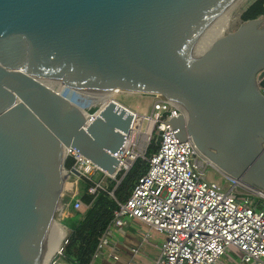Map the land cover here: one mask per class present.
Masks as SVG:
<instances>
[{
  "label": "water",
  "instance_id": "95a60500",
  "mask_svg": "<svg viewBox=\"0 0 264 264\" xmlns=\"http://www.w3.org/2000/svg\"><path fill=\"white\" fill-rule=\"evenodd\" d=\"M244 1L0 0V264L45 263L69 146L115 172L133 113L110 99L84 126L115 90L182 103L180 138L214 146L264 193V148L250 133L264 129V14L196 56Z\"/></svg>",
  "mask_w": 264,
  "mask_h": 264
},
{
  "label": "built area",
  "instance_id": "2783aa9c",
  "mask_svg": "<svg viewBox=\"0 0 264 264\" xmlns=\"http://www.w3.org/2000/svg\"><path fill=\"white\" fill-rule=\"evenodd\" d=\"M260 73L263 75L258 78ZM262 81L264 68L256 74L258 89L264 95ZM125 108L133 113L134 120L125 134L124 146L115 154L119 162L113 174L102 170L71 146L64 157V165L67 160L72 162L69 167L65 165V170L69 172L68 181L73 184L67 189L69 198L63 201L62 217L85 206L78 197L81 179L91 181L89 192L96 194L108 185L104 177L114 180L117 187L138 159L148 162L147 171L138 178L126 199H117L114 190L110 192L117 207L112 222L99 239L91 264L110 245L113 228L122 229L130 218L148 227L144 240L151 236L152 230L165 235L153 264H217L231 250L239 252L244 263L264 264V207L240 179L228 176L223 183L206 177L201 164L204 154L191 135L180 138L179 129L171 123L172 118L179 116L188 120L185 106L156 93L151 115ZM94 118L95 112L84 126ZM150 119L153 124L146 132ZM151 140L158 143V147L147 157ZM97 172L104 174L99 181L94 179ZM257 192L264 196L263 192ZM67 240L68 237L48 264H55L57 258L62 257ZM131 251L137 254L139 247ZM110 255L118 260L117 248L112 247Z\"/></svg>",
  "mask_w": 264,
  "mask_h": 264
},
{
  "label": "trees",
  "instance_id": "16d2710c",
  "mask_svg": "<svg viewBox=\"0 0 264 264\" xmlns=\"http://www.w3.org/2000/svg\"><path fill=\"white\" fill-rule=\"evenodd\" d=\"M264 14V0H254L241 14L243 21L252 20ZM95 109H91L94 112ZM158 147V143L151 140L147 149V157H150ZM71 160L65 165L69 167ZM148 162L142 158L138 159L131 170L125 175L121 183L115 187L116 182L109 179L106 189H101L96 194L89 192L92 182L87 179L79 181L78 197L85 205L83 212L72 210L71 218L79 216L77 223L71 226L68 240L63 246L62 259L72 264H91L93 254L99 239L113 220L114 210L117 203L110 193L114 190L117 199H126L129 196L138 178L147 171Z\"/></svg>",
  "mask_w": 264,
  "mask_h": 264
},
{
  "label": "rangeland",
  "instance_id": "374dc122",
  "mask_svg": "<svg viewBox=\"0 0 264 264\" xmlns=\"http://www.w3.org/2000/svg\"><path fill=\"white\" fill-rule=\"evenodd\" d=\"M253 1L254 0L244 1L241 4V6H239L234 11V14H233L234 16H233L232 20L230 21L228 27L224 31V36L228 35L229 33L236 32L244 24V21L241 19V14ZM258 27L264 28V24H260ZM154 98H155V94L139 93V92H127V91L121 90L117 93H114L113 95H109L104 100V102L94 112H96L98 109H100L110 99L111 100L114 99V100L118 101L121 105L129 108L130 110H134V111L140 112L142 114L146 113L147 115H151V113H152V102H153ZM146 124H147V121L144 122V125H146ZM263 131H264V129L259 128V127L250 128V133H252L251 135H253L255 137L254 138L255 141L259 140V145L261 148H264V133H263ZM201 151L205 156V157L203 156V160H201V164L203 165V169L205 170V175L208 179L218 180V181H222L223 183H226V177H228V176L235 177V176H232V174H230V172L226 171L223 168H220L215 163V159L224 162L228 167L231 168V170L233 172H235V175H236L235 178H239V175L241 174L240 170L236 166L231 164V162L229 160H227L226 158L221 156L219 151L214 146L209 145V144H205V148ZM103 176H104V174L102 172H97L94 176V179L96 181H99L103 178ZM73 178L74 177H72L71 180ZM109 179L110 178H108V177H104V183L109 184V182H110ZM68 183L70 184L71 182L68 181ZM72 184L73 183H71V185ZM243 185H245L247 187L246 184L243 183ZM248 191L253 193L255 198L260 202L261 206L264 207V196H259L257 190H255L251 187H249ZM68 198L69 197H68V193H67L64 200H68ZM84 209H85V207H81L80 212H83ZM70 214H72V213H70ZM79 219H80L79 216H75L73 218H71V217L68 218L66 216L62 217L61 214H59L57 221H59L63 225H65L68 228V230H69L68 232L70 234L71 226L73 224L77 223ZM129 221H128V225L126 224L125 229H128L132 232H139L142 230V232H141L142 234L149 230L148 227H146V226H142L139 228L140 225L137 223V221L135 219L130 218ZM138 228H139V231H137ZM151 235H152V238L149 240V242H154V243H157L158 245H161L162 241L165 239L164 234L158 233L154 230L151 231ZM155 252L156 253L158 252V249L156 247H155ZM217 264H231L229 262L227 254L223 255ZM238 264H247V263L239 261Z\"/></svg>",
  "mask_w": 264,
  "mask_h": 264
},
{
  "label": "crops",
  "instance_id": "0c3cea01",
  "mask_svg": "<svg viewBox=\"0 0 264 264\" xmlns=\"http://www.w3.org/2000/svg\"><path fill=\"white\" fill-rule=\"evenodd\" d=\"M72 214H68L66 217H71ZM127 220V225L128 221ZM136 220V219H135ZM137 223L142 226H146L139 220H136ZM130 222V221H129ZM147 227V226H146ZM139 228L137 231H139ZM139 232H132L123 227L122 229L113 228L110 234V245L103 250V253L99 258H97L92 264H153L156 258L160 254V245L154 242H149L152 238V235L144 240L143 234ZM112 247L117 248L119 254V259L115 260L110 255L112 252ZM133 247H139V252L133 254L131 249ZM155 247L158 249V252H155ZM227 257L231 264H238L241 261L240 253L236 250H231L227 253ZM55 264H71L63 260L62 258H57Z\"/></svg>",
  "mask_w": 264,
  "mask_h": 264
},
{
  "label": "bare ground",
  "instance_id": "6f19581e",
  "mask_svg": "<svg viewBox=\"0 0 264 264\" xmlns=\"http://www.w3.org/2000/svg\"><path fill=\"white\" fill-rule=\"evenodd\" d=\"M243 3V2H242ZM240 3L236 9L241 6ZM235 9V10H236ZM234 10V11H235ZM234 11L224 20V22L222 23L221 27L219 28V30L213 35V37L199 50V52L196 54V56H200L202 55L205 51H207L209 48H211V46L216 43L220 38H222L224 36V31L226 30V28L228 27L230 21L232 20L233 18V14H234ZM195 56V57H196ZM118 90H115L111 95H113L114 93H116ZM172 101H176L172 98ZM152 124H153V121L152 119H150V123L149 125L146 127V132H149L151 130V127H152ZM214 162V161H213ZM212 163V162H211ZM216 163V162H215ZM217 164V163H216ZM215 165V164H214ZM218 165V164H217ZM219 166V165H218ZM220 167V166H219ZM221 168V167H220ZM241 181V180H240ZM242 182V181H241ZM243 183V182H242ZM72 185L71 183L69 184L68 183V188H70ZM253 188V187H251ZM254 189V188H253ZM62 209H63V205H62ZM61 209V211H62ZM61 213V212H60ZM58 222V231H57V237L55 239V242L53 244V247L51 249V252L50 254L48 255L46 261L44 264H48V262L51 260L52 256L55 254V252L59 249V247L64 243V240L68 237L69 235V230L68 228L63 225L61 222L57 221Z\"/></svg>",
  "mask_w": 264,
  "mask_h": 264
}]
</instances>
